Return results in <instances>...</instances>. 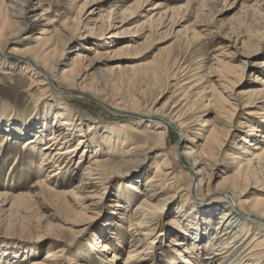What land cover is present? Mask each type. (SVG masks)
<instances>
[{"label":"rangeland","instance_id":"obj_1","mask_svg":"<svg viewBox=\"0 0 264 264\" xmlns=\"http://www.w3.org/2000/svg\"><path fill=\"white\" fill-rule=\"evenodd\" d=\"M96 1L99 2V8L96 9L93 17L96 21L102 19L103 21L97 23L99 27L104 26L105 29L106 16L111 11L113 15L119 13L121 9L130 7L136 0ZM0 2L3 3L2 8L7 10V14L14 21L13 29L17 34L13 32L12 38L10 37L11 42L4 48H0V103L5 107L8 106V110H14L13 112L17 111V113L23 111L32 113L38 100L47 98L46 101L49 104L55 101L48 93L50 88H48L46 79L41 74L33 73L34 70L29 67L26 60L19 59L10 53L26 47L34 34L31 30L27 33L20 32L23 25L19 23L20 15L15 12L16 8L25 10L29 21L40 18L41 20L45 18V22L53 21L61 35L60 54H64L66 58L74 57L80 52L88 57V60L98 61L95 66L96 76L87 78V82L92 84L93 94L110 104L124 102L120 103L122 107L137 111L135 105H132L134 100L141 110L138 114L134 112L129 114L128 111L123 114L118 113L95 98L91 99L92 93L86 91L83 92L84 95L79 91H69L59 81H54V84L50 83V87L53 88L55 85L58 90H61L60 92L55 91L58 96H53L58 97V100H62L61 102L68 106L75 116L78 128L81 129L71 145L77 144L79 137L92 134L94 142L87 157L94 156L98 151V156L109 161L115 160V163H111L113 168L106 174L108 177L104 180V190L96 194L93 205L86 208L84 206L91 203V198H87L91 194H88L90 193L87 192L88 190L81 191L80 187H77L80 184V176L74 178L67 187L61 188L60 191L66 192L61 196L47 194L46 191L39 192L37 188H33L37 178L33 173L34 170L29 168L31 158L24 154L23 148L18 143L7 144L1 152L2 156L0 155V193H30L31 197L28 196L19 201L0 198V264H32L42 260L46 252L52 248L64 249L63 256L58 260L59 264H87L89 262L88 258H84L85 256L96 261L94 264H99L102 259L106 260V256L111 259L114 252L120 256L112 264H124L130 250V235L143 238V235L139 233L149 231L148 229L154 233L152 236L149 235L150 238H147L146 243L140 247V249L148 247L147 252H149L142 264H177L171 249L178 248L180 245H173L171 241L187 236L185 231L189 230L188 233L191 235L187 236L189 237L187 243L192 246L191 236L199 231L205 232V228H209L211 219V225L215 228L223 212L228 209L227 203H220L215 207L212 206V213L206 215L201 210L203 207L198 205V203H206L201 202L200 199L210 201L220 195L222 190L231 185L228 177L232 176L237 165L230 166L229 161L243 156L244 151H247L245 147L254 151V147L249 146L250 142L253 144L264 142V109L256 107L264 104L263 101L260 102L264 100V0H149L142 9H138V13L127 12L126 14L129 13V15L124 22L120 21L122 17L114 20L112 24L114 27L99 38L84 37L81 34L84 28L79 26L75 20L81 1L0 0ZM160 3L161 6L158 7ZM159 17H162V20L155 21ZM96 21L94 20L90 27H93ZM152 23L153 32L148 39L150 34L148 28H151ZM118 31L120 32L118 37H113V32ZM129 43L131 45L129 48L125 51L120 50L124 44ZM90 48L93 51H90ZM222 51H225L224 55H220ZM216 55L225 61L224 67H221L223 64H217L212 59ZM159 59L168 60L171 71L175 70L173 68L176 65L179 68L182 66L180 79L187 77L190 79L180 83L172 80L170 84L164 82L156 85L151 80L142 77L146 74L147 63ZM69 61L65 59L63 63L56 65V72L61 73L68 66ZM218 66L220 69L217 68ZM227 66L237 71L240 79L238 85L233 88L228 84L224 93L219 85L222 81L218 83V75ZM225 71L228 72L227 69ZM200 75L204 76V79L199 82V90L205 87L210 79L216 82L214 87L217 92L216 102L212 108L206 107L207 98L195 94L197 90L192 91L186 88L188 80H197ZM250 88L251 90L260 89L259 91L263 93L256 95L255 98H258L256 106L245 107L247 101L255 99L243 94ZM209 90L205 91V96L210 94ZM233 92L234 94L240 93V97L244 96L240 99V105L231 119L229 115L233 110L230 109L231 106L229 107L228 103H224L223 96L218 93H223L226 98V95H231ZM219 108L224 116L220 114L221 116L217 117ZM249 109L257 111L258 114H248ZM57 110L59 108H55V111ZM156 111L160 117L166 115L165 118L170 113L172 116L176 113L181 114L182 119L173 121V126L170 125L168 134L170 137L165 145L158 139L159 134L166 131L165 125H162L158 116L148 115ZM184 119L188 122L193 120L187 127V133L188 137L193 138L199 146L203 144L205 136L201 134L204 128L201 125L203 121L215 122L221 128L228 123L229 119L228 121L233 125L229 136L224 139L222 150L214 157L204 158L205 165L203 162L202 164L195 163L194 157H190L189 163L186 164L180 158L176 159L174 155L177 144L182 146L184 142V136L177 129L178 124ZM211 122L208 124L211 125ZM240 122L243 124L241 125ZM92 125L97 128L88 133ZM251 125L258 127L257 132L250 130ZM106 126H119L121 134L128 138L131 144L121 145V137L117 140V135L109 138ZM247 133L250 142L244 140ZM101 139L106 142L105 145L100 142ZM115 142H117V147L112 153L108 150ZM136 145H141L142 148L128 150ZM161 145L165 147L162 148ZM189 146L194 147L193 143L188 140ZM196 149L194 150L197 151ZM164 151L168 156V166L171 167L169 170L175 173L173 179L172 176L163 175V171H166V167L161 164L164 157L158 154L163 155ZM100 152L101 155H99ZM106 152H110L111 155H104L103 153ZM80 154H76L74 162L80 159ZM245 154H248L243 156L245 159L251 157L249 153ZM16 161L18 163H15ZM73 164L74 167L77 163ZM158 167L160 171L162 170V176L161 174L155 176ZM126 168L131 172L128 175L119 176V171H124ZM34 169L36 170V166ZM194 171L197 179L205 177L198 189L197 187L192 188L191 173L193 174ZM258 176L257 179L252 178L242 182L239 187L234 184V193L245 202L246 207L255 203L257 199H264V175L261 173ZM44 177H47L46 174ZM152 178L156 181L152 189L156 191L160 190L158 184L167 185L161 193V198L164 199L162 203L158 201V198L153 200L152 196H139L131 187L132 183L137 180L138 185L145 187V184ZM242 191H245V194L239 196ZM121 194L124 199L120 198ZM144 199L154 206H146L147 209L144 211L146 215L143 219V214L136 208L138 203ZM124 216L133 220V229L130 232L129 220H126ZM243 216L247 218L244 214ZM122 219L124 220L123 227L121 229L118 227V229L127 233V239L125 238L126 242L123 247H120V242L115 239L116 234L112 231H117L115 225L121 223ZM138 220H145V223L140 225L142 228L136 227ZM109 222L111 226L108 227ZM244 222L255 228L254 224H249L244 218L241 219V227ZM114 227L115 230H113ZM153 227H155L154 230ZM197 227H200L199 231ZM214 232L213 229L210 230L206 237L204 236L202 244H205V240L209 239ZM103 235L113 240L108 252H101L99 243H97L98 240L101 241ZM151 240L153 243H149ZM194 251L197 252V248ZM205 261L207 260L204 259L202 263Z\"/></svg>","mask_w":264,"mask_h":264},{"label":"bare ground","instance_id":"obj_2","mask_svg":"<svg viewBox=\"0 0 264 264\" xmlns=\"http://www.w3.org/2000/svg\"><path fill=\"white\" fill-rule=\"evenodd\" d=\"M78 1H81L82 3L77 13L78 16H76L75 20L77 21V24L79 26L84 28V30L82 31L83 33L81 34L84 37L91 36L95 38L103 37L104 33L107 30H109L111 27H114V25H112L114 20L122 17L120 21L124 22L127 16L129 15V13L135 14L138 11V9H142V7L145 6L149 2V0H136L130 7H124L123 9H121L119 12L120 14L117 12L116 14L114 13L113 15V12L111 11L110 14L106 16L107 17V19L105 20L106 26L104 29L103 28L104 26L103 27L100 26L101 27L100 28L97 23L103 20L97 19L96 21V19H94L93 17L96 9L99 8L98 6L99 2H97L96 0H78ZM1 4L3 5V3L0 2V48H4L9 42H11L10 41L11 40L10 37L12 38L11 34L13 32L15 33V29H13L15 23L11 19V17L7 14V10L2 8ZM160 6H161V3L158 4V7ZM15 12L20 15L18 17L20 18L19 23H21V26L23 25V27H21L22 29L20 32L27 33L31 30L34 32V34L33 36H31L30 42L26 47L13 50L10 53L14 54L19 59L26 60L27 63L29 64V67H32L31 69L34 70L33 73H36L39 75L41 74L42 77L46 79L45 81H47L48 83V86H49L48 88H50L48 93L50 94V96H52L53 99H55V101H52V103L50 102L51 104H49L48 101H46L47 98H45L46 100L44 99L38 100L37 104H35L34 106L32 113H29L27 111H23L21 113H17V111L13 112L14 110H8L9 108L8 106L5 107V105L0 103V141H1L0 155L2 156L1 152H3L7 144H9L10 142L18 143L23 148L25 152L24 154H26L29 158H31L29 162L30 163L29 168L30 169L32 168V171L34 170L33 173L34 175L36 174V178H37L36 184H34L33 188L34 189L37 188L39 192L46 191L47 194L61 196L66 193V192L60 191L61 188L67 187L69 183L70 184L72 183L74 178L80 176L81 177L80 184L77 187H80L79 189L81 191L88 190L87 192H90L88 194H91V195L88 196L87 198H91V203H88V205L84 206L86 208H90L89 205L90 206L93 205V201H94L96 194L101 193V191L104 190V185H105L104 180H106V178L108 177L106 176V174L110 169L113 168L111 163H115L114 162L115 160L109 161L106 158H101V156L97 155L98 151H96L94 156L92 155L89 158L87 157L89 154L88 151L89 149H91L92 147L91 145L94 142L92 140L93 139L92 134L79 137L78 143L75 145H71L74 143L73 140L75 139V137L78 136V134H80L81 129L78 128V125L75 120V116L73 115L71 110L68 108V106L65 103L61 102L62 100L61 101L60 99L58 100V97H56L58 96V94L56 93L60 92L61 90H58V88H56L55 85L53 88L50 87V83L52 82L54 84V81H59L61 84L65 85L66 89L69 91L75 90V91L81 92L82 94H84L86 91L89 93H92L91 89L93 87L91 83L87 82V78L88 77L94 78L96 76L97 68H95V66L98 61L95 59L88 60V57L84 56L83 53H80V52H78L76 56L74 57L66 58L64 54H60L61 51H59V48H60V43H61V35L59 32V29L55 26L53 21L49 20L45 22L44 21L45 18H42V20L40 18L34 21H29L28 17L26 16L25 10L16 8ZM127 12L129 13L126 14ZM85 15H87L86 18H84ZM94 20L96 21L95 25L93 27H90V24ZM161 20H162V17H159V19L155 21H161ZM102 23L104 25V22ZM39 26H42V28H38ZM150 27L151 28H148L150 31V34L147 37L148 39H150V37L152 36V32H153L152 27H154L153 23L150 25ZM118 33L120 32L119 31L117 33L113 32V37H118L119 35ZM129 46H131L130 43L124 44L120 48V50L125 51L126 48H129ZM90 51H93V49L90 48ZM222 52L223 53L222 54L220 53V55H224L225 51H222ZM65 59L70 60L67 64L68 66L65 67L61 73L56 72L55 70L56 65L63 63ZM212 59L215 60L217 64L218 63L223 64L221 65V67L225 66L224 65L225 61L220 59L217 55L213 56ZM228 64L229 62L227 63V65ZM176 66L175 68H173L175 70L171 71L170 66L168 65V60H164V59L155 60L150 63H147L146 74L144 73L145 76L143 75L142 77L146 78L147 80H151V82L156 85L160 83H164V82H166L167 84H170L172 80H177V82L180 83L181 81L190 79L189 77L180 79L181 77L179 76L181 73L180 68H183V67L181 66L179 68V66L177 67ZM217 68L220 69L219 66ZM226 69L228 70V72L225 71ZM237 73L238 72L234 71V69L231 66H227L218 75L219 76L218 83L222 81L219 85L220 87L223 88L222 90L224 93L226 92L225 88L226 86H228V84H229V87L231 88L235 87V85H238L237 83L240 79V74H237ZM230 74H232L233 76H231ZM199 77L200 78L197 80H188V82H186L187 84L186 88H189L192 91L197 90L195 94L199 96L201 95V97L203 96L204 98H207L208 103L206 104V107L212 108L215 106V102H216L215 94H217V92L214 88L216 82L210 79L208 81V84L205 87L201 88V90H199L198 89L200 85L199 82L203 81L204 76L200 75ZM208 89H210L209 90L210 94L205 96L204 95L206 93L205 91ZM259 90L260 89L251 90L250 88L247 92L245 91L243 94H245V96L247 95L251 98H255L257 94L260 95L263 93L262 91H259ZM234 93L235 92H233V94L231 95L230 94L226 95V98L223 93H218L220 96L221 95L223 96L222 99L224 100V103H228L229 107L231 106L230 109L233 110L230 112V115H229L231 116V119H233V117L235 116L237 107L238 105H240V99L244 96L243 95L242 97H240V93H237V94H234ZM53 95H56V96H53ZM92 97L93 99L95 98L96 100H98L100 103H104L110 106L118 113L123 114L124 112L127 113L128 111L129 114H133V112L138 114L141 111L140 108L137 107L138 104L134 100H133L132 105H135V107L137 108V111L128 109V107H125V106L122 107L123 105L121 106L120 103H124V102H121V101L116 102V104H110V103L105 102L101 98L97 97L95 94H93ZM257 99L258 98H255L254 100L250 99L249 101H247V104L245 105V107H249L250 105L256 106L257 104L255 103ZM231 100L233 101L231 102ZM262 101L264 103V100H261L260 102ZM263 106L264 104L261 106H256V107H258V109H261V108L264 109ZM55 108L57 109L59 108V110L55 111ZM217 111H218L217 117H220L221 116L220 114H222L221 108H219ZM247 113L250 115L258 114L257 111L250 110V109L247 111ZM148 115L158 116V112L156 111L155 113L148 114ZM165 116H161V117L158 116L160 120L162 121V125H165V129H166L165 132H161L158 136V139L162 142L163 145H165L166 142H168L169 140V137H170V135H168L169 127L170 125L173 126L172 122L180 121L182 119L180 113H176L175 116H172L171 113L168 114L167 118L169 116V119L165 118ZM222 116L224 115L222 114ZM50 117L52 118L50 119ZM228 120L227 122L229 124L226 123L221 128L215 122H211L209 120L203 121V124L201 125L204 128L202 129L201 134H205V136L203 138V144L200 146L196 145V142L194 141L193 138L188 137L187 127L190 124V122H192L193 120L192 121L190 120V122H188L187 119H184L179 124L177 123L179 125L177 127L179 133L184 136L183 137L184 145L182 144V146H180L177 144L175 148V154H174L176 159L180 158V160H183V163L187 164L189 163L188 159L190 157H194L195 163L198 162L199 164H202L204 158L214 157L218 152L222 150V147L225 142L224 139H226L227 136H229L230 131L232 130L233 125ZM198 121L200 120L198 119ZM209 122H211L210 123L211 125L208 124ZM240 124L242 125L243 122H240ZM207 125L209 126L206 128ZM120 126L123 127V125H120ZM255 126L256 125L249 126L250 130H255L257 132L258 127H255ZM96 128L97 127L94 125L90 126L88 133H91V131H93ZM106 128L108 130L109 138L117 135V140H120V137H121V145L127 146V144H131V141H129L128 138H125L123 134H121L120 132L121 130L119 126H106ZM203 132H207V133H203ZM247 137H248V133H247V136L244 137L245 141H248ZM188 140L189 142L193 143L194 147L192 146L188 147ZM100 142L103 143V145L106 144V142L103 139H101ZM145 144H142V145H145ZM140 146L141 145H136V146L131 147L128 150H131V151L137 150L139 149ZM249 146L254 147L253 150L255 149L254 151H250L248 147H245V149L247 148V151H244V152L249 153V156H251L249 159H245L243 156H247L248 154L243 153L244 155L243 156L241 155L239 159L229 161L228 163L230 166L237 164L232 176L228 177L231 185L227 186L224 190L221 191V194L219 193L220 195H218L217 197H214V199H210V201L208 199H206L207 201L205 199H200L201 202H205L206 204L198 203L200 207H203L201 208V210L206 215L207 214L210 215L213 210L212 208L219 205L220 203L225 202L228 204L226 205L228 209L225 212H223V214L221 215V219L219 223L216 225V227L215 228L212 227L211 225L212 219L209 224V228L208 227L205 228V232L199 231L200 227H197L196 229L199 232L196 233V235L191 236V239H193L192 246L188 245L187 243L188 238H189L187 236L191 235L188 233L189 230L188 232L185 231L187 236H184L182 239L171 241L173 245H176V244L180 245L178 248L176 247V248H173V250L171 249L172 253L174 254V261L177 264H264V199L263 198L257 199L255 203L246 207L245 202H243L233 191V188L235 187L234 184H236V186L239 187L240 184H242V182H245L248 179H252V178L257 179L259 177L258 175H261V173L262 175H264V142L256 143V144H253L250 142ZM116 147H117V142H115L113 145L111 144V147L109 148L108 151H111L113 153ZM163 147L165 146H162V148ZM195 148H197L198 150L196 149L197 151H195L194 150ZM78 153H81L79 156L80 159H78L77 162H74V157ZM103 154L111 155L110 152H106ZM131 154L133 155V153ZM160 154L161 153H159L158 155L164 157L161 164L166 167V171H163V175L167 177L172 176V179L175 178L174 176L175 173L169 170L171 167L168 166L169 162H168V156L166 152L163 155H160ZM99 155H101V152L99 153ZM38 157H39V160H38ZM17 161L15 163H18ZM82 162L85 164L80 165L79 163H82ZM37 163H39V165H37ZM73 163H77V164L73 167L74 165ZM205 164L206 163L203 162V165ZM159 165L160 164H158V166ZM34 166H36V170L34 169ZM52 168H54L53 171H52ZM129 172L131 171L128 168H126V170L124 171H119L118 174L119 176L128 175ZM194 172L193 174L191 173V178L193 180L192 188L197 187L196 189H198L202 185L205 177H199V179H197L198 177L196 176V172L195 173ZM45 174L47 177H44ZM158 174H161L162 176V170L160 171L159 167L157 168V172L155 176H159ZM103 181H104V184H103ZM154 182L156 181H154V179L152 178L145 184V187H142L137 184L138 183V180H137L136 182L132 183L131 187L133 191H135V193L137 192V194H139V196L140 195L147 196V197L152 196L153 200L158 198V201L159 202L161 201L162 203L164 199L161 198L162 196L161 193L162 191H164L163 189L167 185L158 184L160 187V190L156 191V189H152L153 187H155ZM30 190L31 191L33 190L32 187ZM151 191H154V192L150 193ZM122 194L120 195V198L124 199ZM244 194H245V191H242L240 192L239 196H242ZM28 196H30V193H22V192L19 194H13V193L11 194L8 192L0 193V198L2 197L3 199L7 198L10 200L15 199L14 201L26 199ZM150 205L154 206V204H149L147 202V199H144L143 201H141V203H138V207L136 209H139V211H141V214H143V219L145 218V215H146L144 214V211L147 209L146 206H150ZM193 207L195 208V205ZM243 214L247 216V218H245ZM124 218L126 220H129V223H130L129 232H130L133 229L132 228L133 220L131 218L130 219L127 218V216H124ZM243 218L245 219V221H248L249 224H254L255 228L253 227L254 228L253 229L252 227L248 226L247 222L246 223L244 222L243 224L244 227L246 226L245 228L243 226L241 227L240 225L242 223L240 224V222H241V219ZM123 219L121 220L122 221L121 223H117L115 225V227H117L116 228L117 231H112L114 234H116L115 239H117L120 242L119 244L120 247L121 246L123 247L124 242H126L125 238L127 234L124 230H120L123 227L122 225V223H124ZM149 219L152 220L151 218ZM138 221L136 224V227L138 228L141 227L145 223L143 220H140L139 222ZM107 225L108 227L111 226L110 222L107 223ZM115 227L113 228V230H115ZM118 227L120 229H118ZM154 228L155 227H153L152 229L154 230ZM212 229L215 232L213 233L211 237H209V239L205 240L206 242L205 244H202L204 242V236L206 237L208 232H210V230ZM148 230L149 231H146L144 233L143 232L139 233L140 231L138 229V233L141 234V236L143 235V238L139 237V235H138L139 238H136V236H133V234L130 235L131 237V241L129 242L131 244L129 246L130 250L128 253V257L126 258L124 264H142L144 262L143 260L146 259L145 257H147V253H149L147 252L148 247H143L142 249H140V247H142L143 244L146 243L145 241L147 238H150L148 236L149 235L152 236L154 233V231L151 232L150 229ZM107 237L108 236L103 235V238L101 239V241L98 240L97 242L99 243L98 245L100 247L101 252H106V251L108 252V250L111 249L110 244L113 240ZM152 241L153 240H151L149 243H153ZM200 244H202V246H200ZM196 248H197V252L194 251ZM94 249L95 250L97 249L96 245ZM63 250L64 249L62 248L60 249L52 248L46 252L47 254L44 255V258L42 260L38 262L35 261L32 264H59L58 260L60 259L61 256H63L62 254ZM119 256L120 255H118V253L114 252L113 257L111 259H109L108 256H106L105 257L106 260L102 259L99 264H112V262H115L119 259ZM84 258H88L89 263L87 264H92V262L93 264L96 263V261L90 260L91 258H89L88 256H85ZM204 259H206L207 261H205V263H202Z\"/></svg>","mask_w":264,"mask_h":264},{"label":"water","instance_id":"obj_3","mask_svg":"<svg viewBox=\"0 0 264 264\" xmlns=\"http://www.w3.org/2000/svg\"><path fill=\"white\" fill-rule=\"evenodd\" d=\"M91 98V97H90ZM91 99H93V98H91Z\"/></svg>","mask_w":264,"mask_h":264}]
</instances>
